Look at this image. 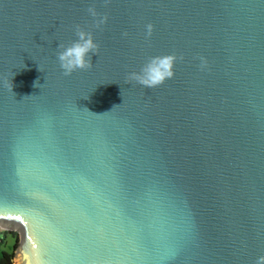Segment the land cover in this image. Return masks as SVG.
I'll return each mask as SVG.
<instances>
[{
    "label": "water",
    "instance_id": "95a60500",
    "mask_svg": "<svg viewBox=\"0 0 264 264\" xmlns=\"http://www.w3.org/2000/svg\"><path fill=\"white\" fill-rule=\"evenodd\" d=\"M78 26L98 54L65 76ZM0 226L15 264H256L264 0H0Z\"/></svg>",
    "mask_w": 264,
    "mask_h": 264
},
{
    "label": "clouds",
    "instance_id": "9594fccd",
    "mask_svg": "<svg viewBox=\"0 0 264 264\" xmlns=\"http://www.w3.org/2000/svg\"><path fill=\"white\" fill-rule=\"evenodd\" d=\"M88 11L93 17L98 15L94 8H89ZM106 22L107 17L105 16L97 20V26ZM153 28L152 24L146 26L148 36H151ZM76 35L78 39L68 46L63 44L58 46L61 50L57 53V59L65 76H69L77 70L90 69L92 67L91 56L98 54L99 45L95 42L93 33L78 26ZM177 59L174 54L152 57L139 72L129 73L128 80L136 81L146 88L158 87L174 77V65ZM40 71L42 70L40 69ZM256 264H264V256H260Z\"/></svg>",
    "mask_w": 264,
    "mask_h": 264
},
{
    "label": "trees",
    "instance_id": "16d2710c",
    "mask_svg": "<svg viewBox=\"0 0 264 264\" xmlns=\"http://www.w3.org/2000/svg\"><path fill=\"white\" fill-rule=\"evenodd\" d=\"M8 236H12L14 238V245L12 247V252H2L0 256V264H15L14 263V255L19 245V235L16 232H0V247L5 243Z\"/></svg>",
    "mask_w": 264,
    "mask_h": 264
},
{
    "label": "rangeland",
    "instance_id": "374dc122",
    "mask_svg": "<svg viewBox=\"0 0 264 264\" xmlns=\"http://www.w3.org/2000/svg\"><path fill=\"white\" fill-rule=\"evenodd\" d=\"M2 231H4V230L0 226V232H2ZM15 232L18 233L19 239H20V237H21L20 233L18 231H15ZM13 245H14V238L12 236H8L5 243L0 247V256H1L2 252L11 253Z\"/></svg>",
    "mask_w": 264,
    "mask_h": 264
}]
</instances>
